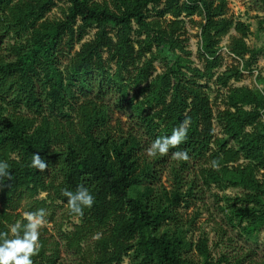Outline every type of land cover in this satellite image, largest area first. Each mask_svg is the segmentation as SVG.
<instances>
[{"label": "trees", "instance_id": "obj_1", "mask_svg": "<svg viewBox=\"0 0 264 264\" xmlns=\"http://www.w3.org/2000/svg\"><path fill=\"white\" fill-rule=\"evenodd\" d=\"M58 1L63 17L50 19ZM188 24L200 29L202 67ZM232 31L227 48L238 64L220 71ZM250 33L228 0H0V160L11 174L0 177V231L44 209L33 264L228 263L225 255L214 262L207 236L189 238L196 218L182 212L211 194L227 226L256 241L264 88L232 85L264 54L248 45ZM185 119L186 140L149 157L151 142ZM181 150L189 159H172ZM33 153L43 171L29 167ZM80 185L94 203L77 217L63 191Z\"/></svg>", "mask_w": 264, "mask_h": 264}, {"label": "rangeland", "instance_id": "obj_2", "mask_svg": "<svg viewBox=\"0 0 264 264\" xmlns=\"http://www.w3.org/2000/svg\"><path fill=\"white\" fill-rule=\"evenodd\" d=\"M67 4L63 1H58L57 5L48 15L50 19H60L63 17V10ZM229 15L235 20L245 22L250 27V36L247 43L251 48H260L264 46V6L257 0H228ZM199 20V18H196ZM189 37V50L192 52V59L195 64L202 67V62L198 58V51L200 48V29L198 26L187 25ZM96 30L91 28L85 40L92 39ZM232 35H236L235 31L226 36L220 47V54L224 58L225 66L220 70L223 71L228 65L238 64L234 57L229 53L228 45ZM79 45L76 50L79 49ZM162 62L156 63L158 73L163 70ZM259 73L264 74V54L259 58L258 63L252 71L243 73V78L240 82H232L234 87L247 86L249 88H264V83L257 80ZM222 108L220 102L216 107V111ZM219 134L221 129L217 127ZM216 192V191H214ZM213 192V193H214ZM239 190H229L227 194L236 195ZM222 195V193H219ZM223 203H217L213 195L207 194L203 201H199L195 205L183 209L185 217L191 219L196 218L195 225L189 238L197 242L201 236L209 238V247L214 262L219 260L225 255L229 258L228 263L219 262L220 264H236V260L243 258L244 264H264V232L259 236L256 241H248L241 237L236 231L227 226L224 215L221 213V206ZM45 225V224H44ZM43 225V226H44ZM71 226V223L67 225ZM49 228H53L49 225ZM66 260H70V256L63 252ZM198 259L197 253H194ZM249 255L250 257L246 256ZM128 263V260L126 261Z\"/></svg>", "mask_w": 264, "mask_h": 264}, {"label": "clouds", "instance_id": "obj_3", "mask_svg": "<svg viewBox=\"0 0 264 264\" xmlns=\"http://www.w3.org/2000/svg\"><path fill=\"white\" fill-rule=\"evenodd\" d=\"M187 119L181 122L179 127L173 128L170 135L158 136L146 149L149 157L164 156L171 147L180 145L187 138ZM172 159L187 161L188 153L185 150L172 153ZM46 163L37 153H33L29 167L43 171ZM211 166L217 168L219 163L216 159L211 161ZM9 165L0 160V177H11L8 171ZM63 195L67 197V208L70 214L79 217L83 215L85 208H91L94 196L87 187L78 186L75 192L64 190ZM44 209L35 212L23 211L21 218L8 226V231H0V264H33L32 257L41 248L39 241L40 228L45 223Z\"/></svg>", "mask_w": 264, "mask_h": 264}]
</instances>
